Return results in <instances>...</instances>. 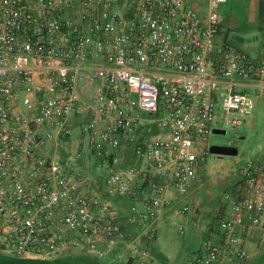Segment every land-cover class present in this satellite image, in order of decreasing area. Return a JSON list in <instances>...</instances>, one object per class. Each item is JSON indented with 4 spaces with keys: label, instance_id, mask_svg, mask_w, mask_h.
<instances>
[{
    "label": "built area",
    "instance_id": "2783aa9c",
    "mask_svg": "<svg viewBox=\"0 0 264 264\" xmlns=\"http://www.w3.org/2000/svg\"><path fill=\"white\" fill-rule=\"evenodd\" d=\"M227 1L208 0L203 14L185 0H0V254L56 258L125 245L133 264H156L155 222L172 193L188 213L210 135L219 122L242 125L255 108L249 90L264 87V54L221 31ZM81 82L97 85L87 102ZM84 110L86 146L106 174L44 150L50 139L70 142ZM124 149L134 156L127 166ZM240 173L188 264L247 261L244 234L257 227L264 242V154ZM121 198L132 201L127 216ZM128 225L142 227L138 242Z\"/></svg>",
    "mask_w": 264,
    "mask_h": 264
},
{
    "label": "rangeland",
    "instance_id": "374dc122",
    "mask_svg": "<svg viewBox=\"0 0 264 264\" xmlns=\"http://www.w3.org/2000/svg\"><path fill=\"white\" fill-rule=\"evenodd\" d=\"M246 1L229 0L228 3H225L221 9L224 21L226 22L227 20L229 22L230 18L235 14L240 22L239 26H246L248 22ZM237 31L242 33L241 29L235 30L234 36L237 34ZM258 35L254 43L260 47L262 42H264V32ZM233 43L242 51L248 53L250 46L253 44L252 41L245 40L242 42L235 38H233ZM249 93L255 100L253 113L244 117L243 124L237 127L219 122L218 128L226 129V132L213 131L209 137V149L211 148L209 159L198 170L200 181L197 183L201 186L203 193L198 198L203 202V205L196 209L193 207L187 213L188 215L185 214L184 219L187 222V229L184 232H181L178 228L180 221L170 223L172 229L171 235H174L175 240L172 244V250L177 253L174 255L172 252L171 257L177 264H188L191 259V255H189L191 246L188 245L187 232L204 236V242L208 239L211 232L216 231L218 219L224 211V207L221 206L222 198L237 189L238 184L242 180L241 168L250 159H255L260 153L259 147L264 145V100L261 96L257 97L258 94L252 90H249ZM225 146L236 147L238 153L222 154L219 150L218 152L212 150V148H223ZM194 197L193 200H198L197 196ZM191 215H193V218H191ZM262 234V228L258 227L253 229L251 235L244 234L246 235L245 245L250 252V257L247 261L239 264H254L259 259L264 252ZM67 256H70V254ZM108 257L102 258L108 261L113 260L111 256ZM122 259L124 260V258Z\"/></svg>",
    "mask_w": 264,
    "mask_h": 264
},
{
    "label": "crops",
    "instance_id": "0c3cea01",
    "mask_svg": "<svg viewBox=\"0 0 264 264\" xmlns=\"http://www.w3.org/2000/svg\"><path fill=\"white\" fill-rule=\"evenodd\" d=\"M185 1L187 4L192 5L195 8H197L201 13L203 14L206 13L208 0H185ZM228 2L229 0L226 3ZM246 6H247V10H246L247 21H248L247 25L240 27L239 26L240 22L237 19V16L234 14L233 17L230 18L229 22H227L226 20L227 25H226V22L224 21L225 19L223 18L222 25H221V31L224 34H228L232 42H233V38H235L238 41H242V42L245 40L252 41L253 44L249 48V53L248 52L246 53L253 55V56H260L264 54L263 42H262V45L258 47L256 43H254V40L258 38L259 33L264 32V0H247ZM240 29L242 30V33H239L240 31H237V34L234 36L235 30H240ZM248 37L250 39H248ZM250 90L256 92L258 94L257 97L261 96L263 97V100H264V87L252 88ZM97 93H98L97 85L92 82H81L77 88V95L79 99L81 100V102L89 101ZM87 114L88 112L84 110L82 113H76V115L73 116V120L75 123V131H74V135L70 142H66L63 140L50 139L48 140L50 142L46 143V147L44 148V150L48 153L49 152L50 153H56V152L66 153L67 152L76 158L79 166L83 168V170H85L87 173L106 174L109 172V168H106V167L99 168L98 167L97 163H95L93 156L88 151V148L85 143L86 141L84 139V133L82 131V127L86 120ZM163 133L167 134V131H164ZM213 149L216 151L219 148L216 147ZM259 149H260L259 155H263L264 145H261ZM79 153L81 154L80 156H78ZM259 155L257 157H259ZM132 162H134V156L131 150L124 149L123 156H122V166H127L131 164ZM202 194L203 193H202L201 186L198 185V183H195L191 189V192L187 195L185 200L192 205V208L194 207L196 209L199 206L203 205V202L198 198ZM194 196H197L198 200H193V198H195ZM144 197L145 195L141 193L139 198L136 200V203L138 206H142V203H143L142 201ZM172 198H173L172 205L167 209L165 214L159 220L155 222L158 228V237L156 241L154 242V244L151 245V249H152L156 264H177L171 257V253L173 252L172 244L173 242H175V240H174V235H171L172 229L170 227V223L173 221L178 222L181 220H185L184 217H185V214L187 213H183L181 211L183 200L179 199L175 192L172 193ZM117 203L125 216H127L131 212L132 201L129 198H121L118 200ZM191 218H193V215H191ZM127 227L131 232L132 240H134V242H138L143 232L142 227L130 226V225H128ZM203 238L204 236L194 235V233L187 232L188 245L191 246L189 255H191L193 251L200 248V246L203 243ZM169 248L171 249L170 251H169ZM155 250L158 251V253L160 254L159 256L154 253ZM79 251H86V250L78 249L75 252H79ZM133 251L134 250L132 248H129L125 245H120L115 249H109L106 246V244H101L99 246V252H91V253L98 254L101 257L111 256L113 259L120 258L119 260H123L122 258H124L125 260L131 256H135V253ZM173 254L176 255L177 253L173 252ZM161 257H165L166 261H163Z\"/></svg>",
    "mask_w": 264,
    "mask_h": 264
},
{
    "label": "trees",
    "instance_id": "16d2710c",
    "mask_svg": "<svg viewBox=\"0 0 264 264\" xmlns=\"http://www.w3.org/2000/svg\"><path fill=\"white\" fill-rule=\"evenodd\" d=\"M156 255H160L158 251H154ZM9 256H5L0 254L1 258H6ZM105 258V257H104ZM102 258L98 254H92L91 252L86 251H79L73 254H70V256H63L56 258L60 261H66V262H81V263H90V264H133L135 260V256H131L125 260H118V258L113 259L112 261H108L106 259ZM163 261H166L165 257H161ZM254 264H264V252L261 254L259 259Z\"/></svg>",
    "mask_w": 264,
    "mask_h": 264
},
{
    "label": "water",
    "instance_id": "95a60500",
    "mask_svg": "<svg viewBox=\"0 0 264 264\" xmlns=\"http://www.w3.org/2000/svg\"><path fill=\"white\" fill-rule=\"evenodd\" d=\"M244 39V38H242ZM248 39H250L248 37ZM215 131L226 132V129H215ZM213 151H215L212 148ZM222 154H237L238 149L233 146H225L218 149ZM218 150H216L218 152ZM0 264H90V263H81V262H66L60 261L56 258L49 257H30V256H9L6 258L0 259Z\"/></svg>",
    "mask_w": 264,
    "mask_h": 264
}]
</instances>
